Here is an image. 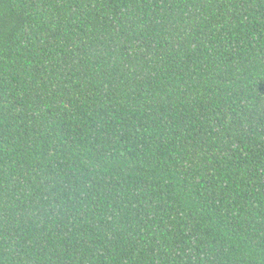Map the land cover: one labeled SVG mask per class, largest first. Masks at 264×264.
Returning <instances> with one entry per match:
<instances>
[{"label":"trees","instance_id":"16d2710c","mask_svg":"<svg viewBox=\"0 0 264 264\" xmlns=\"http://www.w3.org/2000/svg\"><path fill=\"white\" fill-rule=\"evenodd\" d=\"M0 264H264V0H0Z\"/></svg>","mask_w":264,"mask_h":264}]
</instances>
